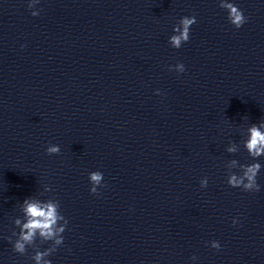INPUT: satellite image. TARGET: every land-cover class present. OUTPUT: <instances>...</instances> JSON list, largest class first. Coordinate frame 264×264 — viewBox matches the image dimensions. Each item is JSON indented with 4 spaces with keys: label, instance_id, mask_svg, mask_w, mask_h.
<instances>
[{
    "label": "clouds",
    "instance_id": "1",
    "mask_svg": "<svg viewBox=\"0 0 264 264\" xmlns=\"http://www.w3.org/2000/svg\"><path fill=\"white\" fill-rule=\"evenodd\" d=\"M38 2V0H37ZM221 8L225 9L228 13L229 22L237 29L242 27L246 22V17L243 14V11L238 8L234 3L229 2V0H221L219 5ZM29 8H32V5L29 4ZM33 16L38 15L36 12L31 13ZM196 23L195 16H185L180 19V26L173 28V31L178 33L177 35H172L170 37V44L173 48L179 49L183 43L189 41L190 38V28L193 24ZM176 68L180 73L185 71V66L182 63H178ZM251 138L247 142V149L250 155L260 156L264 155V133H262L257 126H253L250 129ZM229 151H234L230 148ZM48 154H58L60 152V147L58 145H49L46 149ZM260 170V164H252L247 166L244 172V178H246L247 183L244 182V178L237 179L236 176H232L229 180V184L233 188H240L245 191H259L260 185L257 183V173ZM89 180L93 185L90 188L92 194L98 195V189L96 185H100L103 180V173L99 171H94L89 173ZM24 213L27 217V222L23 224L20 238L15 242L13 250L19 254H24L26 252V244H31L34 240V237L37 233L44 240L54 241L56 246H59L63 243V236L60 233L65 231V227H55L58 219H65L64 216L59 215L57 211V205L53 202L47 204H41L40 202H32L29 200L24 201ZM17 224L20 223L19 220L16 221ZM68 221L65 219V224L67 225ZM237 221L234 219L233 224L235 225ZM212 248L219 249L220 244L218 241L212 243ZM56 248L48 249L46 251H37L34 255L36 264H41V261L45 256L50 255L54 252ZM192 259H196L195 256ZM43 264H51L50 260H43Z\"/></svg>",
    "mask_w": 264,
    "mask_h": 264
}]
</instances>
